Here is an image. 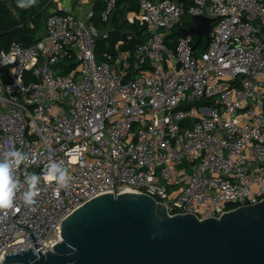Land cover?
Wrapping results in <instances>:
<instances>
[{
    "label": "built area",
    "instance_id": "1",
    "mask_svg": "<svg viewBox=\"0 0 264 264\" xmlns=\"http://www.w3.org/2000/svg\"><path fill=\"white\" fill-rule=\"evenodd\" d=\"M99 1L108 24L117 0ZM136 1L134 51L119 42L97 61L107 32L92 21L95 0L80 17L68 5L50 12L34 42L0 50V155L14 139L28 155L17 179L40 175L34 203L22 184L0 209V263L52 251L65 218L115 190L199 221L264 200V0ZM185 15L213 19L198 55L190 35L166 43ZM52 158L67 163L69 185L49 179Z\"/></svg>",
    "mask_w": 264,
    "mask_h": 264
},
{
    "label": "water",
    "instance_id": "2",
    "mask_svg": "<svg viewBox=\"0 0 264 264\" xmlns=\"http://www.w3.org/2000/svg\"><path fill=\"white\" fill-rule=\"evenodd\" d=\"M192 19L180 33L195 38L193 49L203 40L207 46L213 19ZM0 264H264V200L199 221L170 216L150 196L115 190L65 218L52 251L9 253Z\"/></svg>",
    "mask_w": 264,
    "mask_h": 264
},
{
    "label": "trees",
    "instance_id": "3",
    "mask_svg": "<svg viewBox=\"0 0 264 264\" xmlns=\"http://www.w3.org/2000/svg\"><path fill=\"white\" fill-rule=\"evenodd\" d=\"M48 2V0H46ZM45 0H36L35 4L28 8H20L17 0H0V50H7L12 42H21L29 45L40 35L46 18L44 15ZM101 3L95 0L94 16L92 21L98 26L99 10ZM130 11H139L136 0H117L116 7L108 24L101 23L99 31H106V38H97L95 41V57L97 61H102L107 56H113L115 48L121 50L134 49L144 41L143 29L136 22L131 23L126 14ZM47 17V16H46ZM194 21L184 22L187 27L193 25ZM180 27L175 26L166 38V43L170 47L175 46L174 41L182 34ZM194 38V37H193ZM195 41V38H194ZM205 41L195 49V55L205 50ZM197 49L201 51L198 53Z\"/></svg>",
    "mask_w": 264,
    "mask_h": 264
},
{
    "label": "clouds",
    "instance_id": "4",
    "mask_svg": "<svg viewBox=\"0 0 264 264\" xmlns=\"http://www.w3.org/2000/svg\"><path fill=\"white\" fill-rule=\"evenodd\" d=\"M36 0H17L20 8H28L35 4ZM15 140L9 139V148L0 155V209L14 207L15 198L22 184L27 189L21 193L25 204L35 202V196L40 183V175L32 172L24 177L23 181L17 179L15 170L24 164L28 155L22 149L15 146ZM50 172L49 179L55 178L61 185L67 186L72 181V175L65 160L52 158L47 164Z\"/></svg>",
    "mask_w": 264,
    "mask_h": 264
},
{
    "label": "crops",
    "instance_id": "5",
    "mask_svg": "<svg viewBox=\"0 0 264 264\" xmlns=\"http://www.w3.org/2000/svg\"><path fill=\"white\" fill-rule=\"evenodd\" d=\"M50 4L52 5L51 7H49V10L48 12H55V11H58L60 10V8L62 7L63 4L65 5H68L70 6L71 10L73 11V13L76 15V16H82L84 13H85V9L88 7L89 3L86 2V0H53L50 2ZM48 5V3H46V6ZM139 12H135V11H130L126 14V17L127 16H137ZM191 21H194L192 18H191ZM190 23V22H189ZM98 26L97 27H101V23L100 21L97 22ZM195 25V21H194V24ZM193 25H189V26H183V27H180V28H189ZM176 39L174 41H172L173 43H175ZM173 47V45H172ZM200 54V53H199Z\"/></svg>",
    "mask_w": 264,
    "mask_h": 264
},
{
    "label": "rangeland",
    "instance_id": "6",
    "mask_svg": "<svg viewBox=\"0 0 264 264\" xmlns=\"http://www.w3.org/2000/svg\"><path fill=\"white\" fill-rule=\"evenodd\" d=\"M90 1L91 0H86V2L87 3H90ZM46 3H48V5L46 6ZM65 4H63L62 6H64ZM52 5L49 3V2H47L46 0H45V2H44V6H43V8H44V15H43V18H46V16L49 14V12H48V10H49V7H51ZM183 20L185 21V22H191V16H189V15H185V16H183ZM42 31H43V27H42V29H41V32L40 33H42ZM195 42V41H194ZM201 50L200 49H197V52L199 53ZM170 191L171 190H173V189H169Z\"/></svg>",
    "mask_w": 264,
    "mask_h": 264
}]
</instances>
